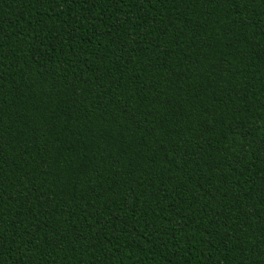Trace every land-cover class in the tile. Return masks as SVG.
Returning a JSON list of instances; mask_svg holds the SVG:
<instances>
[{"label":"trees","instance_id":"obj_1","mask_svg":"<svg viewBox=\"0 0 264 264\" xmlns=\"http://www.w3.org/2000/svg\"><path fill=\"white\" fill-rule=\"evenodd\" d=\"M0 264H264V0H0Z\"/></svg>","mask_w":264,"mask_h":264}]
</instances>
